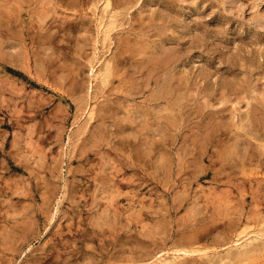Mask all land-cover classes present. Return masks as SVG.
Here are the masks:
<instances>
[{"label": "rangeland", "instance_id": "obj_1", "mask_svg": "<svg viewBox=\"0 0 264 264\" xmlns=\"http://www.w3.org/2000/svg\"><path fill=\"white\" fill-rule=\"evenodd\" d=\"M263 238L264 0H0V264H264Z\"/></svg>", "mask_w": 264, "mask_h": 264}, {"label": "bare ground", "instance_id": "obj_2", "mask_svg": "<svg viewBox=\"0 0 264 264\" xmlns=\"http://www.w3.org/2000/svg\"><path fill=\"white\" fill-rule=\"evenodd\" d=\"M109 2V1H108ZM105 7H106V5H105ZM107 8V7H106ZM111 10V9H110ZM108 11V10H107ZM113 13V12H112ZM111 14V13H110ZM108 15H109V13H108ZM112 15V14H111ZM113 15H115V13H113ZM109 19V18H108ZM114 20V19H113ZM113 27V26H112ZM103 30V29H102ZM111 31V30H110ZM105 32V31H104ZM111 34V33H110ZM107 61V60H106ZM106 64V63H105ZM94 67V66H93ZM100 74H101V72H100ZM96 75H98V74H96ZM100 76V75H99ZM102 76V75H101ZM94 78H98V77H94ZM97 80V79H96ZM262 232V231H261ZM256 233V232H255ZM251 234V233H250ZM250 234H248V235H250ZM258 234V233H257ZM261 234V233H260ZM259 234V235H260ZM247 236V235H246ZM252 236V235H251ZM250 236V237H251ZM263 236V235H262ZM262 236H260V237H262ZM249 237V236H248ZM252 238V237H251ZM264 239V238H263ZM244 240V239H243ZM243 240H240V241H243ZM240 243H242V242H240ZM241 245V244H240ZM237 248H238V246H237ZM236 249V248H235ZM176 252V251H175ZM178 252V251H177ZM185 252V251H184ZM235 252V251H234ZM173 253V252H172ZM180 253V252H179ZM178 253V254H179ZM187 253V252H186ZM181 254V253H180ZM167 255V254H166ZM172 255V254H171ZM226 255V254H225ZM233 255V254H232ZM224 256V255H223ZM174 258H176L175 256H174ZM180 258V257H179ZM169 259V258H168ZM230 259V258H229ZM176 260H178V259H176ZM227 260V259H226ZM223 261V260H222ZM153 262V261H152ZM155 262V261H154ZM159 262H160V260H159ZM162 262V261H161ZM167 262H169V261H167ZM225 262V261H224ZM146 263H148V262H146ZM227 263V262H226ZM150 264V263H149ZM222 264V263H221Z\"/></svg>", "mask_w": 264, "mask_h": 264}]
</instances>
